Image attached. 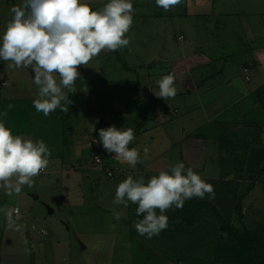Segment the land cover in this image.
<instances>
[{"label": "rangeland", "instance_id": "obj_1", "mask_svg": "<svg viewBox=\"0 0 264 264\" xmlns=\"http://www.w3.org/2000/svg\"><path fill=\"white\" fill-rule=\"evenodd\" d=\"M88 3L103 8L107 0ZM22 4L23 0H0V35L12 18L10 9ZM133 8L129 45L102 50L89 65L78 68L76 91L69 94V103L62 102L67 112H37L27 99L37 95L33 70L11 61L0 63V83L7 82L0 85L1 103L7 97H24L23 107L31 117L35 113L39 119L49 118L43 122L49 130L40 138L56 156L49 157L31 187L24 185L19 193L0 188V264H225L219 261L220 253L232 251L226 243L231 239L227 241L230 235L215 213L241 232L247 228L264 236V153L263 160L254 159L263 132L243 128L237 133L243 140L233 136V145L225 146V139L216 141L223 132L208 128L210 118H264L263 105L252 109L264 92L259 87L255 92L260 76L253 73L261 58L257 48L264 47V38L256 42L264 35V0H182L168 11L155 0H133ZM169 73L177 92L164 100L155 95L157 82ZM122 85L131 88L126 93L132 95L123 121L111 118L119 107L114 93ZM134 97L144 101L137 112ZM106 109V116L100 113ZM8 110L15 111L11 106ZM138 117L144 126L131 144L141 160L132 167L118 162L96 141L98 130L110 125L134 130L132 122ZM23 118L28 131L30 124ZM198 138L200 148L191 153L201 162L195 171L213 186L214 198H194L208 201L215 212L205 209L199 223L180 225L172 234L151 239L139 235L135 223L141 217L131 212L138 205H115L117 185L129 175L143 174L147 181L178 161L188 167L183 142L199 144ZM210 140L217 142L215 146H209ZM255 175V186L237 208ZM174 212L170 208L165 214ZM190 212L189 217L195 213ZM245 247L249 259L262 253L252 243Z\"/></svg>", "mask_w": 264, "mask_h": 264}, {"label": "clouds", "instance_id": "obj_2", "mask_svg": "<svg viewBox=\"0 0 264 264\" xmlns=\"http://www.w3.org/2000/svg\"><path fill=\"white\" fill-rule=\"evenodd\" d=\"M155 2L168 11L182 0ZM134 11L133 0H107L103 8H94L88 0H23L21 6L10 9L12 18L0 35V63L11 61L33 70L37 112L45 116L57 109L67 112L62 102L69 103V94L76 91L78 68L89 65L102 50L116 51L129 45L127 33ZM157 83V97L167 100L176 95L173 74ZM4 115L0 113V188L19 193L22 186L31 187L33 178L48 166L51 151L43 139L14 135ZM98 136L96 142L107 154L132 167L140 162V151L129 147L135 139L132 128L110 125L100 128ZM206 195L214 198L213 186L178 161L147 181L143 176L129 175L117 185L113 203L125 207L129 201L137 204L136 215L142 218L135 228L139 235L151 239L168 227V209L183 208L186 200Z\"/></svg>", "mask_w": 264, "mask_h": 264}, {"label": "crops", "instance_id": "obj_3", "mask_svg": "<svg viewBox=\"0 0 264 264\" xmlns=\"http://www.w3.org/2000/svg\"><path fill=\"white\" fill-rule=\"evenodd\" d=\"M262 21H263V24H264V18H263ZM255 35L258 36L257 34H255ZM260 36L261 37L258 38L256 40V42L258 40H261V38H264V35H260ZM252 39L254 40L252 42H255V37L252 38ZM250 46H252V48H253L254 47L253 43H251ZM259 48L260 47L257 48V51L261 54V56L259 54V56L261 58H259V60L256 61V63H254L255 69L253 70V73H257V76H260V79L257 78V83L255 84V88H254L255 92H256L258 87H259V89H263L264 90V47L260 48V49ZM259 63H260V65H258ZM247 68L248 67H246V69ZM253 73H252V77H253ZM245 79L247 80V78H245ZM250 80H253V78L250 79ZM89 82L90 81H88V83ZM122 89H124L123 92H122ZM128 89L131 90V88H128ZM128 89H126L124 87V85H122V87L118 86L117 92L119 91L121 94H118L117 92H115L114 95L116 96L115 97V103L119 102V104H118L119 107H118V109L116 111H114L115 114H113V116L111 118H117L115 120H119L120 119L122 121L124 119H126V118L122 117V115H127L128 114V112H127V105L128 104L127 103H128V101H130V98L132 97V95H131V97H129L127 95L126 92H128ZM23 98L14 97V96L7 97V99H5V103L4 102L1 103V99L2 98H0V113L5 114L3 116V118L6 121V126H8V127H10L12 129V132H13L14 135L15 134H19V135L31 138L33 140H37L38 138L41 137V133L42 132H45V131L49 130V129H45L44 128V123H43L45 121H48L49 118H46V119L40 118L39 119L35 113L31 117L29 110H25V108L23 107L24 110L28 113L26 115V120L28 121V124H30V128H27L28 131H26L25 127L23 125V124L26 123L25 118H23V116L25 114V111H23L22 106H21V105H23L22 104ZM138 98H139V100H137V98L134 97L136 112L138 110V106L140 108H142V104L144 103L143 98H140V97H138ZM156 98L157 97L154 96L152 98L151 102L154 103L156 101ZM27 99L29 100V103H33L34 98H27ZM30 101H32V102H30ZM257 102H258V104L256 105ZM257 102H255V105L253 106L252 109L260 108L261 105H263L262 108L264 109V92H262L260 95L258 94ZM6 103H8V104L6 105ZM9 106L13 107V109L15 111H9L8 110ZM109 110L110 109L102 110V111H100V113L106 116L107 113L109 112ZM250 111H248L247 113H249ZM13 116L17 117V119H14ZM210 119L211 120L208 123L211 124V125L208 126V128L209 129L213 128L216 131L223 132L225 142L228 141L227 143H225V146H230L231 144L233 145V139H232L233 136H236L238 138V140H243L242 137L239 138V136H237V133L239 132V130H241L243 128L247 129L248 127L253 126L258 131L263 132L261 135L264 136V118L262 120H260V121H254V120H252V121H250V120L242 121V120H238V119L234 118L233 116L231 118L226 116V117H223V118H220V119L219 118H210ZM10 120L16 121L17 122L16 125H11L10 124ZM141 120L142 119L139 118V117L137 119H134V121L132 122V124H133L132 127L137 126ZM217 121H221V122H223V124H218ZM233 126H234V128H233ZM227 134H231V136L228 137ZM198 139H199V144L197 142H196L197 144L193 143L192 140H188L185 143L183 142V145H182V150H183L184 156H187L185 158V160L188 161L187 162L189 164L188 167L193 166L195 168L194 170H197L198 168H200V165H201V162L199 160L195 159L196 156L194 157L191 154L192 151L196 152L200 148V144H201V140L200 139L201 138H198ZM211 141H213V142H211ZM216 141H218V140H216ZM216 141L210 140L209 146L210 145L211 146H215V143H217ZM245 141H246V139H245ZM213 143H214V145H213ZM247 143H248V141H246L244 144L246 145ZM187 152H189V153L187 154ZM230 152H231L230 150L227 151V153H230ZM256 153L257 154L254 156V159L263 160V158H262V155L264 153V138L263 137H261V143H260V145H258V147L256 149ZM50 156L54 157V158L56 157L52 153H51ZM220 159H221V157H220ZM191 163H193V164H191ZM221 163H222V159H221ZM43 170H45V169H43ZM43 170H41V171H43ZM203 171H204V169H203Z\"/></svg>", "mask_w": 264, "mask_h": 264}, {"label": "trees", "instance_id": "obj_4", "mask_svg": "<svg viewBox=\"0 0 264 264\" xmlns=\"http://www.w3.org/2000/svg\"><path fill=\"white\" fill-rule=\"evenodd\" d=\"M135 89L138 90V84L136 85ZM137 100H139V98H137ZM21 106H22L23 111H25L23 108V105ZM138 109H140L139 106H138ZM27 114L28 113L25 111L24 116H26ZM218 124H223V122L218 121ZM142 126L144 125L138 124L136 126L137 128L134 129L135 135L139 133V130L141 129ZM219 139H224V136L219 137L216 140H219ZM129 147H135V146L130 143ZM118 162H121V161H118ZM144 166H145L144 164H140V168ZM142 176L146 177L143 174ZM256 176L257 175L253 177L254 179L250 182L249 187L247 188V191H244V194H243L244 196H246L247 193H249L252 190V188L255 186V183L257 180ZM195 201H196L195 198L186 200L183 208H180V209L175 208L174 214L168 216V227L166 229H163L160 233L172 234L174 233V231H176L180 227V225H185V226L196 225L197 223L201 221L202 214L205 209H208L211 211L215 209V207L212 204H210L208 201H200V202H195ZM187 206H190L189 210L188 208H186ZM190 211L195 212L194 215L191 217H189ZM131 212L134 218L137 217L136 208L131 210ZM215 214L218 220L221 219L222 225H225V227L223 228L226 229L225 231L229 233L230 235V237H227V241H228V238L231 239V241H228L226 243H228L232 247V251L226 252V253H220L221 260L219 261L225 264H264V236H262L259 232L255 230H252V231L246 230L247 228L244 229L243 232H241L239 231L240 229H237L236 226H234L230 221H224L222 220V217L218 215V213H215ZM140 217L142 218V216ZM222 236L226 237L224 235ZM248 243H252V245H255L258 251H261L262 253L259 254V256L256 254H252L251 259H249V257L247 256V253H245L247 251V248L245 246ZM238 247H242V249L238 250ZM240 255H242L243 258L239 259L238 257ZM239 260H241L242 262H240Z\"/></svg>", "mask_w": 264, "mask_h": 264}, {"label": "water", "instance_id": "obj_5", "mask_svg": "<svg viewBox=\"0 0 264 264\" xmlns=\"http://www.w3.org/2000/svg\"><path fill=\"white\" fill-rule=\"evenodd\" d=\"M243 196H244L243 194L239 196L238 203H237V206H236L237 208L241 206V201H242ZM35 197H37V195H35ZM49 210H50V212H53V209L50 208V207H49Z\"/></svg>", "mask_w": 264, "mask_h": 264}, {"label": "built area", "instance_id": "obj_6", "mask_svg": "<svg viewBox=\"0 0 264 264\" xmlns=\"http://www.w3.org/2000/svg\"><path fill=\"white\" fill-rule=\"evenodd\" d=\"M5 83L6 82H1L2 85H4ZM14 211L16 212V211H18V209L16 208Z\"/></svg>", "mask_w": 264, "mask_h": 264}]
</instances>
